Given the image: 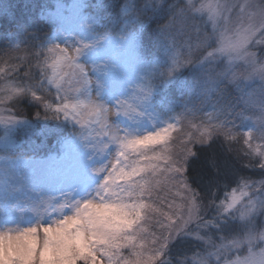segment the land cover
<instances>
[{
  "label": "snow or ice",
  "instance_id": "snow-or-ice-1",
  "mask_svg": "<svg viewBox=\"0 0 264 264\" xmlns=\"http://www.w3.org/2000/svg\"><path fill=\"white\" fill-rule=\"evenodd\" d=\"M85 6L54 0L23 21L0 12L17 41L55 27L50 38L33 32L24 56L11 46L17 62L0 67V150L18 147L14 128L33 151L56 137L44 159L10 155L0 166V264H173L174 253L176 264H264V0H123L118 32L97 31ZM101 46L134 72L109 84L107 62L90 56ZM24 101L35 120L6 107ZM202 152L210 174L190 170ZM241 152L260 180L239 176ZM25 208L36 220L22 227L13 213Z\"/></svg>",
  "mask_w": 264,
  "mask_h": 264
},
{
  "label": "trees",
  "instance_id": "trees-1",
  "mask_svg": "<svg viewBox=\"0 0 264 264\" xmlns=\"http://www.w3.org/2000/svg\"><path fill=\"white\" fill-rule=\"evenodd\" d=\"M53 2L54 0H0V12H6L10 15L12 11H15L17 18L23 21V20H26V18L29 15H32V16L36 15V13L39 11V6H42L45 4L51 6V3ZM144 2L145 0H136L137 4L142 5ZM120 3H123V0H105V7L97 10L95 7L97 4V0H86V6L82 9V14L84 16H87L95 12V14L97 15V22L95 25L97 31H103L105 30V28H108V27L112 28L113 31L119 30L120 25L118 23L112 24L111 22L116 18L117 13L119 11V8L116 7L115 5H118ZM26 4L28 5L27 8L25 7ZM33 4L37 5V7L33 8L32 7ZM154 26L155 25H153V27ZM34 27L38 30L34 29L33 27L28 28L24 36L18 42L20 44V48L22 49V51L19 53L20 56H24L25 52L23 50L26 47H30L32 45L33 43L32 33L33 32H36L37 35L40 37V39H44L46 35L50 38L51 33L54 29V26L52 24H46V23L40 24ZM13 33H15V30L12 29V26L7 21L0 19V67L6 66L10 63L17 62L15 60H9V55H12V56L17 55V53L15 52L10 53L9 51L10 47L14 46L11 40V36ZM21 69L25 70L23 67ZM167 95L168 97L172 99H176L178 101L182 100L183 98L180 90L176 86H171L167 90ZM6 107L9 109H14V111L16 112L22 111L25 116H28L30 118H32L37 111V105L31 104L27 101H24L22 104L15 105V106L12 104H8L6 105ZM40 111L41 113H43L42 109ZM176 111L178 112L179 109L177 108ZM52 137L54 136L48 137L47 141L49 144H51V141L53 140ZM54 138L56 140V137ZM170 146L176 150H179V147H180L179 141H176L174 144ZM233 148L239 149L240 145L238 144L233 145ZM46 149L47 148L40 149L35 153L31 152L30 155L42 156L46 153ZM215 150L217 152L222 153V149L220 148L219 145L215 146ZM19 154L25 155V153L23 152H20ZM235 155H236V152L233 151L231 153V156H235ZM206 156H207V153L202 152L197 158L193 159L190 170L194 174L205 175V174L211 173V169L207 165ZM240 156L243 158L232 161L235 165V168L238 171L239 176L250 178L252 180H257V181L260 180L262 174L259 171L258 167L256 169L247 167L248 157L245 156L244 152H241ZM229 159L231 160V157H229ZM232 187H235V184H233ZM220 195L221 197L223 196V191H221ZM173 264H176L175 253L173 256Z\"/></svg>",
  "mask_w": 264,
  "mask_h": 264
},
{
  "label": "rangeland",
  "instance_id": "rangeland-1",
  "mask_svg": "<svg viewBox=\"0 0 264 264\" xmlns=\"http://www.w3.org/2000/svg\"><path fill=\"white\" fill-rule=\"evenodd\" d=\"M70 2H71V0H65V3H70ZM65 14L66 15L68 14L67 11L65 12ZM64 27L69 32L74 31V30L79 28V21L75 17L69 15L65 19ZM114 31L118 32L119 30H114ZM54 33H55V27H54L51 35ZM11 40H12L13 45H16L19 42L15 38V33L12 34ZM90 56L93 59H95L98 63L107 62L106 73H107V82L109 84H111L114 81H120L123 79V77L125 75H130L134 72V69L132 68V66L129 63L123 62L118 58H114L113 50L110 46H101L100 51L95 52V53H91ZM3 67L6 68L7 65L3 66ZM23 72H24V70L21 69L19 76H22ZM9 75H16V74L9 73ZM17 78H19V77H17ZM160 98L161 97L158 95L157 100H159ZM210 110H211L210 108L206 109V111H210ZM11 114H12L11 111L4 113V115H6V116L11 115ZM41 116H43V113H41ZM32 119L35 120V115L32 117ZM62 120H63V118H61V121ZM51 121H53V120H50L47 122L48 126H53L55 124L61 123L60 121H53V122H51ZM44 123L45 122L43 120L38 122L37 128L43 127ZM14 131H16L15 135H16V141H17L18 147L16 149L10 150V151L0 150V166H3L7 163V161L4 159V157L10 156V155H18V156L24 157L25 159H30L31 157H33L32 155H30V153L31 152L35 153L38 151V150L33 151L32 147H31L32 141H30L28 139V137L26 136V130H24L22 128H19V129L14 128ZM54 137H52L53 140L51 141V144H49L48 141L46 142L47 143V147H45V148H47L46 153L42 156L36 155L35 157L42 160L48 155L49 149L56 142ZM32 140H34L36 144H39L41 142V140H43V137H33ZM255 143L259 144L260 142L256 141ZM24 149H26V150H24ZM41 149H43V148H41ZM20 152L25 153V155L19 154ZM27 154H29V155H27ZM65 167L68 168L69 170H71L73 167V161L71 159H69L66 162ZM176 191H177V189L172 190L173 195L169 196V200H172L174 198L176 203H180L181 202L180 198L178 196H174V193ZM45 194L46 195H56L57 193H55L54 190H49ZM17 195L19 196L20 194H17ZM33 195H35V194H33ZM6 197H7L6 193L0 192V204H3ZM20 206L24 207V201H23L22 196L20 197ZM13 216H14V218H16L19 221V223L22 227H26L28 224L34 223L36 220V216L27 208H25V210L23 212H21L19 210L14 211ZM47 219L48 218L45 217V220H47ZM4 226H5L4 225V216L2 213H0V227H4ZM12 226L14 227L15 225H12ZM145 227H149V226L145 225ZM149 230L154 231V229H151L150 227H149Z\"/></svg>",
  "mask_w": 264,
  "mask_h": 264
}]
</instances>
